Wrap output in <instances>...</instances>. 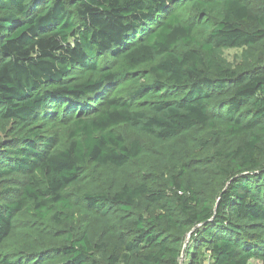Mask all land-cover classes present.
<instances>
[{
  "label": "trees",
  "instance_id": "16d2710c",
  "mask_svg": "<svg viewBox=\"0 0 264 264\" xmlns=\"http://www.w3.org/2000/svg\"><path fill=\"white\" fill-rule=\"evenodd\" d=\"M183 249L264 264V0H0V264Z\"/></svg>",
  "mask_w": 264,
  "mask_h": 264
},
{
  "label": "rangeland",
  "instance_id": "374dc122",
  "mask_svg": "<svg viewBox=\"0 0 264 264\" xmlns=\"http://www.w3.org/2000/svg\"><path fill=\"white\" fill-rule=\"evenodd\" d=\"M239 52H240V49H227V50H225L224 51V54H225V56L227 57V59L229 60V61H233L234 60V57L237 55V54H239ZM17 179H19L20 177L19 176H17L16 177ZM87 221H88V219H87V217L86 216H79L78 218H77V224L78 225H84V224H86L87 223ZM199 264H211V262H210V259L208 258V257H205V258H203V259H201V261H200V263ZM248 264H262L261 263V261L260 260H257V259H251L249 262H248Z\"/></svg>",
  "mask_w": 264,
  "mask_h": 264
},
{
  "label": "water",
  "instance_id": "95a60500",
  "mask_svg": "<svg viewBox=\"0 0 264 264\" xmlns=\"http://www.w3.org/2000/svg\"><path fill=\"white\" fill-rule=\"evenodd\" d=\"M187 241H188V236H187V238H186V240H185L184 247H185ZM184 255H185V252H184V249H183V251H182V255H181L180 264H183Z\"/></svg>",
  "mask_w": 264,
  "mask_h": 264
}]
</instances>
